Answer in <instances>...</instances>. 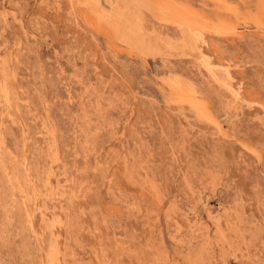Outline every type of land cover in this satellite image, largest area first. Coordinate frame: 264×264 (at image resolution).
Instances as JSON below:
<instances>
[{
    "label": "rangeland",
    "instance_id": "rangeland-1",
    "mask_svg": "<svg viewBox=\"0 0 264 264\" xmlns=\"http://www.w3.org/2000/svg\"><path fill=\"white\" fill-rule=\"evenodd\" d=\"M0 264H264V0H0Z\"/></svg>",
    "mask_w": 264,
    "mask_h": 264
},
{
    "label": "bare ground",
    "instance_id": "bare-ground-1",
    "mask_svg": "<svg viewBox=\"0 0 264 264\" xmlns=\"http://www.w3.org/2000/svg\"><path fill=\"white\" fill-rule=\"evenodd\" d=\"M28 219V218H27ZM205 227V226H204Z\"/></svg>",
    "mask_w": 264,
    "mask_h": 264
}]
</instances>
